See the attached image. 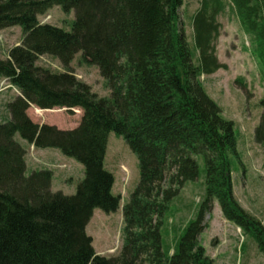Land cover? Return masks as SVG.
<instances>
[{
  "label": "trees",
  "instance_id": "trees-1",
  "mask_svg": "<svg viewBox=\"0 0 264 264\" xmlns=\"http://www.w3.org/2000/svg\"><path fill=\"white\" fill-rule=\"evenodd\" d=\"M184 0H0V30L20 27L22 43L0 59V79L19 95L0 118V264H215L200 237L217 201L225 219L254 237L264 253V231L233 192L231 158H239L235 125L200 82L226 69L216 55L229 5L256 42L264 62V0H201L193 15L197 62L180 28ZM75 11L72 31L42 24L52 8ZM96 66L111 97L77 79L76 55ZM52 57L53 72L37 63ZM264 103V102H263ZM79 108V127L37 124L27 111ZM111 133L137 156L140 180L123 207L124 243L118 256L99 255L87 226L96 209L115 213L120 197L105 159ZM56 149L84 167L74 195L53 192L51 170L27 171V149ZM264 139V120L256 130ZM205 162V197L173 253L162 227L170 203Z\"/></svg>",
  "mask_w": 264,
  "mask_h": 264
},
{
  "label": "rangeland",
  "instance_id": "rangeland-1",
  "mask_svg": "<svg viewBox=\"0 0 264 264\" xmlns=\"http://www.w3.org/2000/svg\"><path fill=\"white\" fill-rule=\"evenodd\" d=\"M201 0H184L180 9V28L185 32L190 48L197 62L194 47L193 15L199 10ZM42 24H50L72 31L75 11L65 13L60 7L52 8L39 17ZM221 25L220 36L216 42V55L226 69L211 76H202L207 94L222 109L225 119L235 125L239 158H231L233 192L242 209L259 221L264 231V139H256V130L264 120V62L256 53V42L252 35L242 27L236 12L231 6L218 17ZM23 32L20 27L0 30V59L5 60L8 51L22 43ZM39 66L53 72H63L60 62L43 56ZM71 67L77 79L88 84L100 97H111L107 81L96 66L82 61L81 53L76 55ZM3 80V79H2ZM0 79V81H2ZM0 118L7 113L8 92L17 95V90L9 82H0ZM29 116L35 122L56 126L69 131L79 127L83 111L75 108H55L41 110L31 106ZM16 139L28 149V164L34 166L28 171L51 170L54 173L53 192L74 195L84 179V167L69 158H63L56 149H39L25 143L19 135ZM51 150V151H50ZM55 157V158H54ZM200 176L197 181L187 182L179 195L170 203L164 217L162 238L164 245L173 253L184 233L185 227L196 218L200 203L205 197V162L197 158ZM106 169L115 176L113 193L120 197L117 212L106 214L96 209L87 226V234L93 239V247L99 255L107 258L118 256L123 247V207L130 200L139 180L137 156L130 150L122 137L111 133L108 138ZM207 228L200 237L207 256L215 264H264V253L252 235L245 234L235 224L227 221L217 201L211 214L206 216Z\"/></svg>",
  "mask_w": 264,
  "mask_h": 264
},
{
  "label": "crops",
  "instance_id": "crops-1",
  "mask_svg": "<svg viewBox=\"0 0 264 264\" xmlns=\"http://www.w3.org/2000/svg\"><path fill=\"white\" fill-rule=\"evenodd\" d=\"M2 80V79H1ZM3 82H8L6 79H3L2 80ZM2 81H0V82H2ZM1 84L2 83H0V86H1ZM1 88V87H0ZM0 91H1V89H0ZM17 92V91H16ZM19 95V93L17 92V95H15V94H11L10 93V91L8 92V101L7 102H5V103H9V102H11L16 96H18ZM30 109H31V107L29 108V110L27 111V114H28V116H29V111H30ZM30 117V116H29ZM31 118V117H30ZM32 120V119H31ZM1 121V120H0ZM33 122H35L34 120H32ZM35 123H37V124H40V122H35ZM40 125H42V124H40ZM32 146H29V148H31ZM37 150V152H41V151H43V150H39V149H36ZM28 149H27V153H28ZM51 151V150H50ZM59 154H61L60 153V151H59ZM62 155V154H61ZM63 156V155H62ZM28 158V155H27V157H26V159ZM55 158V157H54ZM63 158H64V156H63ZM66 158V157H65ZM70 160V159H69ZM27 161V160H26ZM29 162L27 161V171H29L30 169H33V167L34 166H31V165H29L28 164ZM105 165H106V159H105ZM54 178V177H53ZM53 182H54V179H53ZM53 182H52V188H53ZM115 187V186H114ZM114 189V188H113Z\"/></svg>",
  "mask_w": 264,
  "mask_h": 264
}]
</instances>
